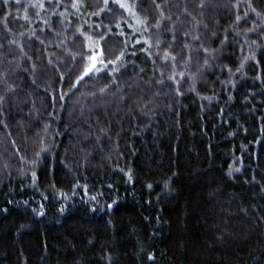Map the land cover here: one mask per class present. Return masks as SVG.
Masks as SVG:
<instances>
[{
    "label": "trees",
    "instance_id": "1",
    "mask_svg": "<svg viewBox=\"0 0 264 264\" xmlns=\"http://www.w3.org/2000/svg\"><path fill=\"white\" fill-rule=\"evenodd\" d=\"M122 2L0 0V264H264V0Z\"/></svg>",
    "mask_w": 264,
    "mask_h": 264
},
{
    "label": "snow or ice",
    "instance_id": "2",
    "mask_svg": "<svg viewBox=\"0 0 264 264\" xmlns=\"http://www.w3.org/2000/svg\"><path fill=\"white\" fill-rule=\"evenodd\" d=\"M5 3L8 2V0H4ZM18 2V0H17ZM104 5L107 6L109 3V0H103ZM113 2L115 4H117L119 6V8L121 9H125L127 11H131V8L128 7L125 3L122 2V0H113ZM152 3L155 5V7L157 9H159L161 6L159 4H155V0H152ZM42 7V5H41ZM73 7H78V3H74ZM201 8L204 7L203 4L200 5ZM25 19H27V17H25ZM167 20L170 22L171 21V17H167ZM138 24H141L143 26H147L148 25V20H137ZM160 26V21L158 20L156 23V27L158 28ZM103 38V37H102ZM198 39V37H197ZM137 43H140V41H137ZM144 44H148L149 47H152V45L149 44V42L147 40H145L143 42ZM159 45H157L158 47ZM184 47H188V45H185ZM205 52H207V49H204ZM82 57L85 56L84 53H81ZM87 55V59L89 61V64L84 68L83 70V74L78 76L77 80H76V84H79L80 82H82L85 77H87L90 73H92L94 70L99 72L101 69L97 68V63L104 65L105 67H107L108 65H115V67H113V72H116L119 70V64L118 62L121 61V58L124 56V52L121 51L119 56H116L114 60H107V63H105V57H104V50L101 49L99 52H94L93 50H89V52L86 54ZM171 58L173 61H175L177 58L175 56H171L169 57V54L167 52H165L164 54V59L167 60ZM207 63V61H205V64ZM181 79H183V73L180 74ZM63 79V77H61ZM170 80H175V75L173 76H169ZM159 83L163 84V80L159 81ZM104 89H101V92H103ZM61 99H63V96H61ZM3 100V97H0V101ZM47 128V126H45ZM43 151H47V149H41V152ZM39 156V153L37 154ZM236 171H239V169H235ZM229 174L231 175V171L229 172ZM33 177L35 178V173H33ZM151 187V186H149ZM94 199V198H93ZM115 203V202H114ZM109 207H112V205H109ZM5 211H7V209H5ZM35 211V210H33ZM61 211H63V209H61ZM39 215H44V213L41 211L39 213ZM149 259H153V257L149 256Z\"/></svg>",
    "mask_w": 264,
    "mask_h": 264
}]
</instances>
